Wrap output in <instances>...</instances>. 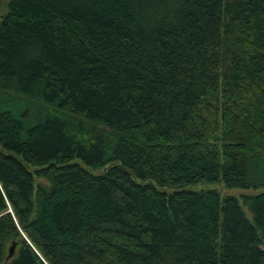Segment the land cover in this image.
<instances>
[{
    "label": "trees",
    "instance_id": "trees-1",
    "mask_svg": "<svg viewBox=\"0 0 264 264\" xmlns=\"http://www.w3.org/2000/svg\"><path fill=\"white\" fill-rule=\"evenodd\" d=\"M1 263L264 264V0H0Z\"/></svg>",
    "mask_w": 264,
    "mask_h": 264
},
{
    "label": "rangeland",
    "instance_id": "rangeland-1",
    "mask_svg": "<svg viewBox=\"0 0 264 264\" xmlns=\"http://www.w3.org/2000/svg\"><path fill=\"white\" fill-rule=\"evenodd\" d=\"M36 182L37 183H40V184H42L43 186H49V183H48V181L47 180H45V179H43V178H37L36 179ZM216 188H218V189H220V192H221V194H223V195H232V196H236V197H239L240 196V194H242V193H247V194H252L253 193V191H242V190H234V189H232V190H229V191H225L224 189H222V187H219V186H216ZM244 211L246 212V216H247V218L250 220V221H252V218H251V215H250V213L249 212H247V210L244 208ZM2 264V263H1ZM4 264V263H3Z\"/></svg>",
    "mask_w": 264,
    "mask_h": 264
},
{
    "label": "water",
    "instance_id": "water-1",
    "mask_svg": "<svg viewBox=\"0 0 264 264\" xmlns=\"http://www.w3.org/2000/svg\"><path fill=\"white\" fill-rule=\"evenodd\" d=\"M15 248H16V243L13 242V243L11 244V246L9 247V249H8V253H7V256H6L5 261H8V260H10L11 258H13L14 254H15Z\"/></svg>",
    "mask_w": 264,
    "mask_h": 264
}]
</instances>
